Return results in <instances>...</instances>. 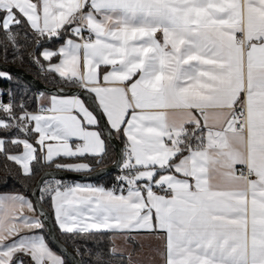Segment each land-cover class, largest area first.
<instances>
[{
	"label": "snow or ice",
	"instance_id": "1",
	"mask_svg": "<svg viewBox=\"0 0 264 264\" xmlns=\"http://www.w3.org/2000/svg\"><path fill=\"white\" fill-rule=\"evenodd\" d=\"M0 34L5 61L30 45L62 84L0 88V157L21 176L92 173L122 141L111 185L49 171L0 192V264H131L117 234L154 237L160 264H264V0H0ZM45 202L75 256L51 246Z\"/></svg>",
	"mask_w": 264,
	"mask_h": 264
},
{
	"label": "trees",
	"instance_id": "2",
	"mask_svg": "<svg viewBox=\"0 0 264 264\" xmlns=\"http://www.w3.org/2000/svg\"><path fill=\"white\" fill-rule=\"evenodd\" d=\"M2 39H3V36L2 34H0V40ZM21 43H24V41H21ZM56 43L57 42H54L52 45H49V47H55ZM29 51H31L30 45L24 49V63L22 64L19 62L13 63L12 55H11V46H9L8 60L5 61L3 57L0 56V62L19 67L27 71L28 73L34 75L35 77L40 79L43 83H45L48 86L61 87L62 84L59 78H53L51 74L42 73L41 70L35 64L31 63L28 60L27 53ZM11 75L13 77L11 82L0 80V88H4V89L11 88L15 92L18 100L22 92L27 93L29 96H35V92L38 90L35 86H33L32 84H30L29 82H27L26 80H24L23 78L19 76H16L14 74H11ZM4 100L7 101V96L4 97ZM35 107H36V104L33 101L30 105V108L35 109ZM120 143L122 145V141H120ZM115 158H116V151H115V148L110 143L108 156L105 158L103 164L97 166L96 169L111 165L112 161ZM5 165L8 166V170H10V175L8 174V172H6L5 167H4ZM48 169L49 168L47 167L37 166L35 175L31 177H24L19 174L20 170L18 166H16L12 162L5 160L3 157H0V192L20 191V192L25 193L26 195H31L39 176ZM115 175H116V170L92 182L97 183V184H104L106 186L111 185L113 183V177ZM5 177H7L6 183L3 182ZM49 180H53V179H49ZM66 181L72 182L73 180H66ZM44 206L52 213V210L47 202L44 203ZM54 224H55V220H54ZM55 228L58 233V237L60 241L74 252L75 244H73L71 238L65 235H62L59 229L56 227V224H55ZM44 232H45V235L48 236V232L46 228ZM50 243H51V246L54 247L58 251V249L55 247L52 241H50ZM77 243H82V242L77 241ZM88 247L92 248L93 251H96V245H94L92 242H89ZM109 247H110V244H109L108 236L105 235L103 237V242L99 244V248L103 250L105 254H107ZM124 256L127 257L126 255ZM79 259L82 264H92L91 257L87 253L80 255ZM113 264H120V261L114 259ZM124 264H128V261L125 260Z\"/></svg>",
	"mask_w": 264,
	"mask_h": 264
},
{
	"label": "water",
	"instance_id": "3",
	"mask_svg": "<svg viewBox=\"0 0 264 264\" xmlns=\"http://www.w3.org/2000/svg\"><path fill=\"white\" fill-rule=\"evenodd\" d=\"M0 70L8 71L11 74H14L16 76L23 78L24 80H26L27 82H29L30 84L35 86L41 92L51 93L52 91L60 88V87L48 86L45 83H43L40 79L35 77L34 75L28 73L27 71H25L19 67L11 65V64L0 62ZM75 92H76V89L66 88V94H68V95L75 94ZM111 145L115 148L116 156H117V150L122 148L120 141L119 140H113L111 142ZM100 169H106V171L100 172ZM114 170H116V169L113 166V163L111 165H108L105 167H100V168L96 169V171L89 173V174H75V173H70V172H59L55 169H48V170L44 171L39 176L32 193L35 191L37 183L41 180V177L45 176V174L49 171L52 172V175L48 176L47 179H55V178L63 177L65 180H73V181L79 180L81 182H84L83 177H85V176L89 177L88 181H95V180L113 172ZM32 198L35 199L34 196ZM44 210L48 214L47 220H46V229H47L48 235L50 233L53 234L56 237V241L59 242L60 247L57 246L56 241H52V243L55 245V247L58 249L59 252H60V248L63 247L66 250L67 254H71L72 256H75V253L71 249H69L64 243H62L60 241V239L58 237V233H57L56 228H55L52 213L45 206H44ZM66 258H67V256H66ZM75 259L78 261V264H82L79 257H75Z\"/></svg>",
	"mask_w": 264,
	"mask_h": 264
},
{
	"label": "crops",
	"instance_id": "4",
	"mask_svg": "<svg viewBox=\"0 0 264 264\" xmlns=\"http://www.w3.org/2000/svg\"><path fill=\"white\" fill-rule=\"evenodd\" d=\"M113 244L124 255L129 256L130 254L131 264H160L155 254L158 241L152 236L140 234L135 237L134 241H128L122 235L117 234L113 237ZM53 249L57 251L54 247Z\"/></svg>",
	"mask_w": 264,
	"mask_h": 264
},
{
	"label": "built area",
	"instance_id": "5",
	"mask_svg": "<svg viewBox=\"0 0 264 264\" xmlns=\"http://www.w3.org/2000/svg\"><path fill=\"white\" fill-rule=\"evenodd\" d=\"M38 92H41V91L37 90V91L35 92V94L38 93Z\"/></svg>",
	"mask_w": 264,
	"mask_h": 264
}]
</instances>
